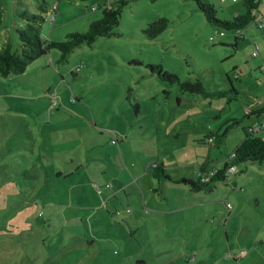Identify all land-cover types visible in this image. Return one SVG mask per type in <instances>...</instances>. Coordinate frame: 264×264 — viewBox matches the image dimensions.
Masks as SVG:
<instances>
[{"label": "rangeland", "instance_id": "374dc122", "mask_svg": "<svg viewBox=\"0 0 264 264\" xmlns=\"http://www.w3.org/2000/svg\"><path fill=\"white\" fill-rule=\"evenodd\" d=\"M31 2L0 1V49L18 48V13ZM203 2L223 20L244 12L241 0ZM47 4L57 20L43 37L60 42L100 20L104 0ZM255 15L263 29L264 0ZM160 18L169 28L150 39L145 29ZM254 24L243 33L252 37ZM114 33L66 63L53 50L0 78V264H264V162L239 164L212 192L181 181L196 180L202 163L222 166L244 129L264 124L250 115L264 109V78L249 71L264 40L253 59L248 40L233 47L194 0L132 2ZM150 66L200 80L210 95L180 96ZM228 74L234 100L213 96L230 89ZM217 136L224 144L212 148ZM153 161L173 180L148 174Z\"/></svg>", "mask_w": 264, "mask_h": 264}, {"label": "trees", "instance_id": "16d2710c", "mask_svg": "<svg viewBox=\"0 0 264 264\" xmlns=\"http://www.w3.org/2000/svg\"><path fill=\"white\" fill-rule=\"evenodd\" d=\"M79 1L87 2L89 0ZM137 1L139 0H104V4L101 7H97V10L101 9L103 13L100 20L91 22L86 30L70 33L65 40L55 42L43 37L42 28L48 20L54 23L51 20V16H54L57 20L54 14V11H57V9L54 7L50 8L47 0H33V2L28 4V9H23L18 13L19 24L15 27L19 40L18 48L13 49L11 43L8 41L4 48L0 49V78L23 74L32 63L49 55L53 50H58L61 54L58 63H66L78 47L84 44L92 46L99 38H110L115 35L114 32L120 25L124 8L130 3ZM194 1L199 4V9L205 13L210 23L235 35V39L237 40V45L233 46L235 48L244 40L242 36L243 31L256 23L255 13L263 2V0H241L244 12L235 15L231 19L223 20L216 16L213 5L203 2V0ZM4 18V12L0 8V29L4 24ZM169 25L170 21L167 18H160L148 24L145 33L150 39H155L164 33L169 28ZM150 68L153 74L158 75L161 81L170 85L177 84L179 86L180 96L185 94L195 96L210 95L204 83L200 80H182L177 75L165 71L162 66H150ZM164 93L166 96L169 95L167 91ZM227 95L232 96V100H234L237 99L240 92L236 91L232 85L229 90L216 91L213 94V96L218 98ZM262 114H264L263 109L252 113V115L258 117ZM232 124L237 125L238 122L234 121ZM244 133L245 138L220 168L209 165L208 161L207 163H202L196 180L182 178L181 181L190 186L193 192H200L202 190L212 192L217 182H227L230 179V175L237 174L239 164L248 162L263 164L264 129L260 127V130H256V128L248 127L244 129ZM211 138H213V142L209 143L208 140V144L212 148L220 147L224 144V138L222 137L217 136ZM232 167L236 168L234 173L229 172ZM148 169L150 175L159 182L166 183L173 180L167 169L159 162L151 163ZM89 242L92 243V241ZM36 259V256H32L31 262Z\"/></svg>", "mask_w": 264, "mask_h": 264}, {"label": "crops", "instance_id": "0c3cea01", "mask_svg": "<svg viewBox=\"0 0 264 264\" xmlns=\"http://www.w3.org/2000/svg\"><path fill=\"white\" fill-rule=\"evenodd\" d=\"M96 9H97V7H96ZM238 13V12H237ZM239 14V13H238ZM237 15V14H236ZM235 16V15H234ZM233 16V17H234ZM258 24V21H256V23L254 24L255 26H257V28H255L256 30L254 31V29L252 30V32H255V34L251 37V35L249 36L248 35V33L247 32H244V33H242L243 35V41H245L246 39L248 40V42H249V44H250V47H251V51H250V53L252 54V58L253 59H255L256 57H258L259 56V52H260V50H261V40H264V32L262 31L263 29L262 28H260V26H258L257 25ZM253 25V26H254ZM252 26V27H253ZM258 28L259 29H262V30H258ZM248 29V28H247ZM233 34V33H232ZM231 39H233V42L232 43H234V44H232V43H230L231 45H233V46H236L237 44V40L235 39V35L233 34V37L231 38ZM242 41V42H243ZM240 44V43H239ZM238 44V45H239ZM257 46H258V55L256 56V57H253V52L257 49ZM239 47V46H238ZM237 47V48H238ZM253 49H255V50H253ZM264 50V49H263ZM257 59H259V58H257ZM248 62H251V61H248ZM249 66H251V69L249 70L250 72H251V70H252V72H254V73H258V74H260L261 76L260 77H263L264 78V60L263 61H260V62H258L257 60L256 61H254V64H253V62H251L250 63V65ZM240 67V66H239ZM239 71H243L242 73H246V70H245V68L244 67H242L240 70H238L237 69V72L235 73V76L237 77V79H239L240 80V78H241V74H240V72ZM248 71V70H247ZM228 77L230 78V74H228ZM230 81H231V83H232V85H233V82H232V80H231V78H230ZM234 86V85H233ZM234 88H235V86H234ZM244 95H246L245 93H244ZM261 110V109H260ZM259 111V110H258ZM258 111H256V112H258ZM263 111H264V109H263ZM252 113L253 112H250V115H252ZM262 124H260V125H258L257 127H255L256 129H258V128H260V127H262L261 126ZM251 127H253V126H251ZM254 128V127H253ZM154 162H159V163H161V164H163V166H164V168H165V165H164V163L163 162H160V161H153V162H151V163H154ZM150 163V164H151ZM150 166V165H149ZM202 167V164H200L199 165V167H198V169H197V175H198V173L200 172V168ZM217 167H221V166H217ZM149 169H147V173L148 174H150V172L148 171ZM168 171V170H167ZM182 179V178H181ZM156 180V179H155ZM163 182H160V184H162ZM153 192L154 193H158V190L157 189H155V190H153Z\"/></svg>", "mask_w": 264, "mask_h": 264}, {"label": "built area", "instance_id": "2783aa9c", "mask_svg": "<svg viewBox=\"0 0 264 264\" xmlns=\"http://www.w3.org/2000/svg\"><path fill=\"white\" fill-rule=\"evenodd\" d=\"M222 1H225V0H222ZM51 20L52 21H56V18L54 16H51ZM260 28H262V26H260ZM258 55V46H257V49L253 52V57H256ZM262 129H264V124L263 126L261 127ZM256 130H260V128L256 129ZM213 142V138H210L209 139V143ZM236 171V168H230L229 172L230 173H234Z\"/></svg>", "mask_w": 264, "mask_h": 264}]
</instances>
